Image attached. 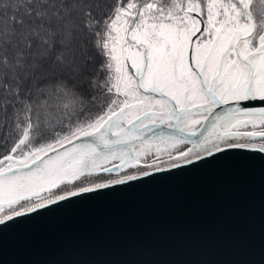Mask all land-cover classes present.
Listing matches in <instances>:
<instances>
[{
	"label": "snow or ice",
	"instance_id": "snow-or-ice-1",
	"mask_svg": "<svg viewBox=\"0 0 264 264\" xmlns=\"http://www.w3.org/2000/svg\"><path fill=\"white\" fill-rule=\"evenodd\" d=\"M233 158L264 160V0H0V231Z\"/></svg>",
	"mask_w": 264,
	"mask_h": 264
},
{
	"label": "water",
	"instance_id": "water-1",
	"mask_svg": "<svg viewBox=\"0 0 264 264\" xmlns=\"http://www.w3.org/2000/svg\"><path fill=\"white\" fill-rule=\"evenodd\" d=\"M0 264H264V160L50 209L0 231Z\"/></svg>",
	"mask_w": 264,
	"mask_h": 264
}]
</instances>
